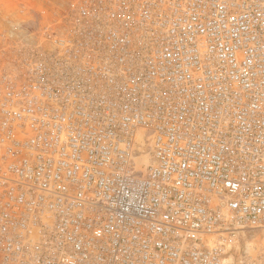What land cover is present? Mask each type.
Here are the masks:
<instances>
[{"label": "built area", "instance_id": "obj_1", "mask_svg": "<svg viewBox=\"0 0 264 264\" xmlns=\"http://www.w3.org/2000/svg\"><path fill=\"white\" fill-rule=\"evenodd\" d=\"M232 250L264 264V0H65L0 33V264Z\"/></svg>", "mask_w": 264, "mask_h": 264}, {"label": "rangeland", "instance_id": "obj_2", "mask_svg": "<svg viewBox=\"0 0 264 264\" xmlns=\"http://www.w3.org/2000/svg\"><path fill=\"white\" fill-rule=\"evenodd\" d=\"M64 5L65 0H0V33L14 24H23L31 31V28L47 23L54 12L60 11ZM237 236L239 244L236 247L243 249L247 246L249 252L254 253L258 240L247 233ZM237 253L231 251L234 264L238 261Z\"/></svg>", "mask_w": 264, "mask_h": 264}]
</instances>
